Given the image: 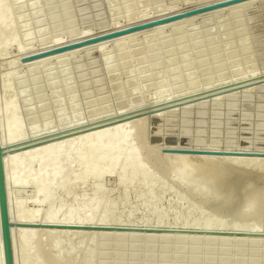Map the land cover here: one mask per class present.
<instances>
[{"label":"bare ground","instance_id":"bare-ground-1","mask_svg":"<svg viewBox=\"0 0 264 264\" xmlns=\"http://www.w3.org/2000/svg\"><path fill=\"white\" fill-rule=\"evenodd\" d=\"M107 1L110 6L109 15L112 18L132 15L130 3L127 0H124V10L121 8L120 0L116 5H113L116 3L115 0ZM202 1H198L199 5L205 3ZM254 1L263 0H249L203 13L212 15L211 19L216 24V29L204 30L202 27L205 25L194 28L191 26V28L188 25L190 23H187L191 19H186V22L181 23V28L177 29L176 26L177 30L168 32V39L164 37L166 36L165 32L163 33L166 28H158L159 26L150 28L153 29V33L150 32L145 49L142 51L136 48L132 49V45H130V36L133 37L134 33L141 32L137 31L131 33L132 35L110 40L114 44L118 43L108 51L107 41L63 54L58 53L54 54L55 56L50 55L36 59L30 63H23L20 65L21 68L18 65L15 66L14 61L0 62V144L4 152L2 161L11 221L10 232L14 264H105L107 261L109 264H116L118 258L122 264H131L134 258V246L135 244L137 246V243L138 259L134 260L133 264H148L145 256L149 249L151 264H166L167 262L168 264H264V238L256 235L262 226L260 216L264 209L262 208L264 154L241 151L227 152L230 154L225 155H209L190 152L192 150H181L189 152L162 153L163 158H159L163 164L161 167L160 162L157 160V164L154 160V157L156 159L158 157L153 156L151 159L152 155L149 157V152H145L147 154L145 156L149 157V162L143 155L144 151L142 150L145 147L141 149L143 144H141L140 132L142 131L138 125V127L132 125L136 122V119L131 120L132 116L117 117L110 122H102L69 132L78 123L80 115L86 112L83 107L84 103H86L84 105L91 103L90 105L93 104L94 107L96 105L98 111L107 107L106 105L104 107V104L107 102L108 95L111 98V93L101 94L102 90L99 88L101 84L94 85L99 82H94L98 76L94 77L100 72H105V77L111 83V85L108 84L109 87L113 85V89L123 87L126 91L130 90V93L125 94L126 98L130 95L129 102L136 98H142L143 92L149 93L150 90H154L156 85L154 86L155 83L152 82L154 81L151 79L153 76L157 79L156 83L160 89L157 87L158 92L152 95L158 96L159 99L172 89L174 92L172 94L185 90L193 92L199 88L207 87L210 85L209 83H220L221 77L224 75L230 74L231 76L232 73L237 75L238 70H242L251 61H254V58L248 54L252 51L251 41L245 30L239 32V37L243 38L238 40L242 50L240 54L235 53V55L238 54L235 56L231 45L230 48H225V43L229 40L225 36L230 29L235 31L234 33L236 30L238 32L239 28L237 29V27L244 22V19H241L242 21L238 19L239 13L236 9L239 7L246 9ZM217 2H221V0H213L210 4ZM71 5L72 0H0V61H5L6 57L9 59V56L12 57V55L19 57L37 54L41 50L47 51L64 44L91 38L87 29L86 32L84 29L82 31L80 29L81 22L86 20L85 13L82 15L84 11L78 10L82 15L79 22L80 14L76 9L72 10L73 5ZM119 5L121 9H119ZM96 7L98 8V6ZM173 9L174 5H171L167 9L169 12L161 13L153 19L166 17ZM226 11L229 15L228 19L226 18L229 24L222 22L225 20L221 16ZM240 17L242 18V16ZM150 20L152 17L141 16L137 21L135 20V24ZM32 21L38 29L35 26L32 27ZM224 24H226V28L222 26ZM64 28L66 33L58 34L62 35L61 39L55 38L59 37L55 33L60 29L63 32ZM119 29V25L113 22L107 30ZM154 31L156 32L154 33ZM194 32L201 34L205 32L204 34L207 36L202 37L205 39H203L204 41H201V38L198 42L196 41V45L200 48V52L197 54L198 60L201 59L200 63L190 61L191 57L188 52L190 49L186 45V43L188 44V35ZM162 37L163 39H161ZM247 37L250 43L247 42ZM48 40L52 42L51 46L47 42ZM212 41L214 42L210 44ZM44 42H47L49 47H39ZM83 49L88 53L92 49H96L99 52L96 55L103 58L104 72L95 67L99 71L96 74L94 67L95 70L85 65L91 69H89L90 71L94 70L96 74L94 75L92 71L94 79L89 77L92 74L87 69L78 68L88 59V55L85 56L87 57V59L84 58L85 61L83 59L84 62H77L80 72L76 71L77 68L74 67L75 53ZM91 53L97 60L95 52ZM142 53L144 55H141ZM129 54L138 56L137 60H134L136 64L129 63L133 60V57L130 60ZM64 55L66 58H63ZM76 57L78 56L76 55ZM215 58L218 59L217 62H215ZM75 60L77 61V58ZM100 65H102L101 61ZM197 66L199 69L193 70ZM146 68L151 70L152 77L148 75L150 74L149 70L148 76L146 73L141 76ZM100 69L102 70V68ZM86 70L88 79L90 78L91 81L93 79L94 86V89H90V93L86 91L87 95L83 94L84 92L79 89L81 86H78L81 85V77L84 75L82 73H85ZM243 73L241 71V74ZM76 74L82 75L79 79L80 82H76L79 81L76 80ZM1 75L3 76L1 77ZM148 77L150 80H146V78L149 79ZM148 81H151L152 85ZM106 83L108 82L105 81L104 85ZM83 86L85 87L84 82ZM95 87L97 88L95 89ZM109 87L102 88L107 90ZM86 90L89 91V89ZM118 91L115 98L120 109L124 111L125 102H122V95H119L121 91ZM82 95L85 99L82 98ZM219 97L220 95L215 98ZM89 111L90 116L93 111ZM155 114H153L154 117H157ZM82 119L84 118L82 117ZM55 127L57 129L66 127L64 131L68 128L70 130H66L69 132L68 134H64V131V133L61 131V134L58 132L56 134L54 131L45 133ZM27 135L36 138L32 137L34 140L27 141L30 138ZM208 152L219 153L215 149ZM209 165H213V167L209 168ZM108 177H113L115 180L116 185H111L116 189L110 187L111 185L108 183L111 190L112 188L113 191L116 190L113 194L108 188H104L107 183V181L105 183V179ZM102 182L105 186L102 185ZM169 182H173L174 186H170L172 183L169 184ZM90 186L92 194H90L91 190L87 191V187ZM27 187L34 192L33 197L29 198L32 199V205H34L32 210L28 206L30 203L27 204L28 200H17L18 198L14 196L16 193H24V188ZM16 189V193L12 195ZM86 191L90 193L87 194ZM166 192L171 194L168 206L162 205L163 202H161ZM13 196L17 198H14L16 201ZM131 199L134 203L131 202ZM192 200H196V202ZM132 204L133 206L130 208L129 205ZM138 211L144 218H141L140 221L133 220ZM133 224L153 225L159 228L166 227V225L169 227L183 226L197 228L198 231H193L194 235L186 232L143 233V231L123 227ZM105 235L110 237L109 243L112 241L123 244V249L119 251L115 248L112 253L109 252L108 257L105 248L108 239L104 238ZM133 236H138L139 240L133 239ZM166 248L169 249L168 261L163 257ZM182 253H185L186 258L185 255H180ZM177 256L180 260H176ZM111 260L113 261L111 262ZM0 264H3L1 237Z\"/></svg>","mask_w":264,"mask_h":264},{"label":"rangeland","instance_id":"rangeland-1","mask_svg":"<svg viewBox=\"0 0 264 264\" xmlns=\"http://www.w3.org/2000/svg\"><path fill=\"white\" fill-rule=\"evenodd\" d=\"M120 1H121L120 3L122 5V7L119 5V9L122 8L124 10V4H125L124 2L125 1L124 0H120ZM127 1H128V3H130L129 6L131 8L130 11H132L131 12L132 15H130V17L129 16H125L123 18L118 16L117 17L118 20L112 18L111 15H109L110 14V11H109V7L110 6H108V4H107L108 1L107 0H87V1L86 0H76V1L72 0V5L73 6L71 5L72 6L71 9L72 10L76 9L77 13H79V14H80L79 11H81V10L84 11L82 13V15L85 13L84 15H86V20L87 21L83 20L84 25H83V22H81L80 29H81V31L84 29V32H86L85 30L87 29V31L89 32L91 37H96V36H99V35L106 34V32L107 33L112 32V31L107 30V29L110 28V26H111V24L113 22L114 23L116 22L117 25H119L120 29H124V28L130 27V25L131 26L135 25V22L141 16L142 17L147 16L149 18L152 17V20H156L157 18L153 19V17H155V16H157V15H159L161 13H164L166 11L169 12L167 9H169V6H171V5H174V9L171 10L168 15H172V13L173 14L181 13V12H184V11H187V10L194 9L196 7H202V6L209 5L213 0H203L202 3L205 2L204 3L205 5L204 4H202V5L200 4L201 6L198 3L199 0H197V1L196 0H139V1L138 0H127ZM115 2L116 3H113V5H116L118 3V0H115ZM254 2H252L253 4L250 3V5H249L250 7H247L248 9L247 8L245 9L244 7H239L238 9H236V11L239 13L238 14L239 15L238 19L239 20L244 19V22H242V24L240 23V26L237 27V29L238 28L239 29H238V32L236 30V33H234L235 31H232L231 29H230L231 30L230 31L229 28H227L230 32L228 31L229 34L227 33V35L225 36L227 39H229L225 43L226 44L225 48H230V45H231V47H233L234 55H235V53L240 54L241 50H242V46H239V45H241V43H239V41H238L239 39H241V37H239L240 36L239 32H241V31L244 32V30H245V32L247 33L246 35H248V37L250 38L251 43L249 42V38L248 37H247L246 40H248L247 42H249L252 45V49H251L252 51H251V53H248V54H250L251 57L254 58V61H251L248 64V66L245 67L246 69L243 68L242 70H238L239 72L236 71L238 73L237 75H236V73L235 74L232 73L231 76H230V74L229 75H224V76L222 75L223 77H221V81L219 80L220 83H218V84L213 83L215 85H213L212 83H209L210 85L206 84V85H208L207 87L205 86V87L199 88L198 90H194L193 92H192V90L191 91L187 90V92L185 90V91H181V92H176V94H172V93H174V92H172V90H173L172 89L170 91H167L168 94L164 93L165 96L163 95L162 98L158 99L157 98L158 96H156V95L153 96L152 95V94H155V92L157 93L158 90L160 89L159 86H157V83H156V82H158L157 79H155V76H153V78H151V79H154V81H152V80L151 81L155 83L154 86L156 85L154 87V90L153 91L150 90L149 93L143 92L144 95H142L143 97L141 96L142 98H140V99L136 98L132 102H129L128 99H129L130 95L127 96V98H126L125 94H128V92L130 93V90L126 91V89H123V87H121V89L120 88L113 89V85L110 86V87H112L111 90H110L109 85H111V83H109L108 78L105 77L106 74H104L105 73L104 72V62L102 61L103 58L101 56H99V55H96V53H94L95 52L94 49H92L91 52L94 51L93 53L95 54V57L98 58L97 60L100 59L99 61H97L96 58H94L92 56L91 52H90L91 53L90 54V53L86 52L84 49L81 50V51H78V53H75V59L77 58V61L74 59V61H75L74 67L75 68H77L79 66V63L84 62L85 59H87V57H85V56L88 55V59H90V60H89V62H88V59L86 61L89 63V66H88V63L85 61L84 63L80 64V66L78 68L79 69L83 68L84 70L87 69L89 72H91V74L94 72L95 69H96V74H97L99 72L98 68H99L100 71L104 72V73L100 72V73H98V75H96L95 72H94V75H96L94 78H96L98 76V78H96L94 80V82L97 83L99 81L98 84L94 83V85L95 86H99L101 84L99 86V88H100V90H102V92H100V93L101 94H106V92H107V94L111 93L110 94L111 98L108 95L109 98L107 97V102H106V104H104V107L106 105L108 108L110 107V109L105 107L104 110L100 109V111L97 110L96 105L94 107L93 104L90 105L91 103H89L87 105H84V104H86V103H84L83 107H84V109L87 112V113L86 112L85 113L88 114V115H86L85 113H83V115H80V119H79L78 123L75 124L73 129L70 130V128H68L70 130L69 132H72V130L74 131V129L80 130V129H83V128H87V126L89 127L90 125H96V124H100L102 122L103 123L104 122H110V121L115 120L117 117L124 118V117L132 116L133 119H131V120H135L136 119L135 121L138 122L137 124H136V122L134 124L132 123V125H134L136 127L139 126V128H141V131H142V132H140V139H142L141 140L142 141L141 144H143V146L141 145V149L145 147L142 150V151H144V152H142L143 155L145 156V154H146L145 152H147V153L149 152L148 153L149 157L152 155L151 159H153V156L158 157V159H156L154 157V160H155V162H157V160H158V162H160L159 165L161 164L160 165L161 167H163V164L161 163V161H162L161 159L163 158L162 157L163 156L162 153H167V152L175 153L177 151L180 152L181 150H192V151H197L198 150V151L208 152L210 150H214L215 149V150H218L221 155H222V152L223 153L224 152L227 153V152H241V151L246 152V153L247 152L248 153L252 152V154H253V152L254 153H262V154H264V0L263 1H258V2L256 1L255 3ZM94 3L98 4V5L95 4L96 6H98V8L94 5ZM79 9H81V10H79ZM172 11H174V12H172ZM228 12H229V10H228ZM228 12L227 11L223 12V15H222V13H220L222 15L221 17L224 18V20H225V21H222V22H225L226 24L228 23V21L226 20V18L229 16ZM240 13H242V15H240ZM82 15L80 14L79 17L82 16ZM168 15H166V16H168ZM240 16H242V18ZM79 17H78V19H79L78 21L80 22L82 17H80V18ZM99 17H100V19H99ZM126 17H128V18H126ZM129 18H131V19L129 20ZM211 18H212V15H208V14L205 15V14L202 13V14H199V15H195V17L194 16L193 17H188V18L181 19V20L177 21V23L179 25H176L177 23H174V22H169V23H166V24L158 25L159 27L155 26V27H152V28H157V27L158 28H160V27L166 28L163 31V33L165 32L166 36H164V35L163 36L165 38L169 39V37L167 36V35H169L168 32H170L171 30L175 31V30L181 28V23H183L184 21L186 22V19H191V21L187 22V23H190V24H188V25H190V27L191 26L193 28L194 27H198V26L202 27V26L205 25L204 27H202L204 30L205 29L208 30V29H212V28L216 29V26H215L216 24L213 22V20ZM158 19H160V18H158ZM210 19H211L212 22L209 21ZM126 23H127V25H125ZM131 23H133V24H131ZM120 24L122 25V27H121ZM167 24H168V26L169 25L170 26L167 27L166 26ZM207 24H208V26H206ZM217 24H220V23H217ZM226 24H224L222 26L225 27ZM34 26H35L36 29H38L36 27V25L32 21V27H34ZM65 30L66 29L64 28V30L62 32V30L60 29L55 34L56 35L64 34V33H66ZM152 30L151 29L150 30H146L145 29V30H143V31H141L139 33L138 32L137 33L133 32L134 33L133 37L130 36V40H131L130 41L131 42L130 45L133 46V47L131 46V48L132 49L136 48L138 50L140 49L141 51L144 50L145 49L144 47H145V45L147 43V38L149 37V34H151L150 32L153 33ZM155 32L156 31H154V33ZM186 32H188V30H186ZM203 33H205V32H203ZM125 35H132V34L129 33V34H125ZM125 35H122V36H125ZM61 36L62 35H60L59 37L56 36L55 38H58V40H60ZM119 37H121V36H119ZM236 37H238V38H236ZM115 38H117V37H115ZM170 38H172V37L170 36ZM161 39H163V37ZM203 39L201 38V41ZM62 40H64V39H62ZM110 40H114V38L108 39V40H104V41H101V42H98V43L90 44V45L92 46V45H95V44H99V43L108 41V43H106L107 44L106 47H107V51H108V49H111L112 46L114 48V45L118 43L117 42V43L114 44V42L112 41L113 42L112 43ZM241 40H240V42H241ZM214 41H212L210 44H212ZM236 41H237V43H236ZM47 42L50 44V46L52 45V42H50V40H48ZM47 42L46 43L44 42V44L42 46H39V47H42V48L43 47L44 48L45 47H49ZM77 42H79V41H77ZM45 44H47V45H45ZM90 45H86V46H90ZM86 46H83V47H86ZM235 46H237L238 48L235 47ZM243 46H244V44H243ZM258 46H260V47L258 48ZM35 47H37V46L35 45ZM83 47H79V48H75V49H80V48H83ZM244 48H245V46L243 47V49ZM39 49L41 50V48H39ZM156 49H157V47H156ZM254 49H255V51H254ZM72 50H74V49H72ZM72 50H68V51H72ZM215 50H213V51H215ZM42 51L43 50H41L39 52H42ZM47 51H49V50H47ZM68 51H64V52L66 53ZM64 52L59 53V54H63ZM34 54H36V53H34ZM83 54H84V56H83ZM97 54H99V53H97ZM238 54H236V55H238ZM30 55H33V54H30ZM76 55L78 57H76ZM141 55H144V54L142 53ZM26 56H29V55H23V56H19V57H17V56L15 57V55H12V57L9 56V59H8V57H6L5 61H0V62L3 63V62H6V61H14L15 62V66L18 65V67L21 68L22 67V66H20L21 64H23V63L26 64V63H30V62L34 61V60H32V61H29V62H22L21 59L23 57H26ZM53 56H55V55H53ZM65 56L66 55H64L63 58H66ZM131 57H133V60H131L132 59ZM137 57L138 56L135 55V54L130 55V60L131 61H129V63L130 64H136V62L134 60ZM83 59H84V61H83ZM100 61H101L102 65H100ZM217 61H218V59L215 58V62H217ZM77 62H79V63H77ZM97 62H99V63L96 64ZM91 63H92V66H91ZM83 64H84V66H83ZM145 64H147V63H145ZM85 65L87 67H90L91 69H94L95 67H98V68H95L94 70H92L93 71L92 72V71H90L91 69L87 68ZM25 66H23V67H25ZM78 68L76 69V71L80 72L81 70H78ZM100 68H102V70ZM1 70L3 71L4 69H1ZM87 70L85 71V73H82V75L84 74L83 76L80 75L81 73L79 74V76H78V74H76V76L79 77V78L76 77V80L77 79L79 80L80 77L82 76L81 77V82H80V80L76 81V82H80L82 86H83V82H84L85 87L84 86L83 87H84L85 93H87V92L90 93L91 92L90 89L91 90L94 89L93 82H92L94 78L92 77L93 74L91 75L89 73V75H91L89 77L90 78L92 77L93 79H92V81H91L90 78L88 79ZM145 70H146L145 72L143 70L144 73H142L141 76H143V74L146 73V76L151 75L149 77H152L151 70H149L148 68H146ZM148 70H149L150 74L147 75V73H149ZM241 71H242V73H243V71H246V72H244L245 74L244 73L241 74ZM249 71H252V72H249ZM86 73H87V75H86ZM232 75H233V77H232ZM2 76L3 75H1V77ZM229 76L231 77V79L229 78ZM240 77H242V78H240ZM88 80L91 81V82L89 83ZM146 80H150V78L149 79L146 78ZM105 81L108 82V83H106L107 86H106V84L104 85ZM151 81H148V82L151 83ZM91 83H92V85H90ZM87 84H89V85H87ZM81 85L79 84L78 86H81ZM151 85H152V83H151ZM91 86H92V88H91ZM102 87H106V88L109 87V88L107 90L105 88V90H104V88H102ZM157 87L159 88L158 90H157ZM172 87H174V86H172ZM96 88L97 87H95V89ZM86 89H89V91L86 90ZM117 90L121 91V93L118 91L119 95L120 96L122 95L121 96V100H122V102H125L124 106H126V107H125L124 111L121 110L120 109V105L117 104V99L115 98L116 95H117ZM111 91L112 92L114 91V93L112 94ZM221 91H223V92H221ZM184 92H185V94H184ZM219 92H221V93H219ZM216 93H219V94H216ZM146 94L147 95L149 94V95L147 96ZM219 95H220L219 98H215L216 96L218 97ZM114 99L116 100V102H115ZM143 100H145V101H143ZM189 100H193V101H189ZM203 101H206V102L203 103ZM110 103H111V105H110ZM129 103H131L132 105L131 104L129 105ZM191 103H193V104H191ZM113 105H114V107H113ZM187 105H189V106L193 105V106L192 107L188 106L189 107L188 108ZM102 107H100V108H102ZM89 110H91V112L93 111V114L91 113L92 116L90 115L91 118L89 116V113H90ZM88 111H89V113H88ZM119 114H121V115H119ZM153 114L157 115V117H154ZM81 116L84 119H82ZM143 117H145V118H143ZM141 118H142V120H141ZM152 121L154 122V124H153ZM64 128H66V127H61V128L58 127V129H57V127H55L52 130H49V131H47L45 133L54 131L56 134H57V132H58V134H61V131H62V133L65 132L64 134H68L69 132L66 131L68 129H65V131H64ZM77 130H75V131H77ZM27 136L30 137V138L27 139V141L29 139L32 140L33 138L34 139L36 138V137H33V136H32L33 137L32 138L31 135L30 136L27 135ZM31 140H29V141H31ZM152 151H153V153H152ZM220 151H222V152H220ZM150 152H151V154H150ZM3 153L4 152H3V149H2V159H3ZM156 153H159V154L157 155ZM146 156H147V154H146ZM159 158H161V159H159ZM149 162H150V160H149ZM158 162H157V164H158ZM160 166H159V168H161ZM212 167H213V165H209V168H212ZM113 179H114L113 177H108L107 179H105V183L107 181L106 186L102 182V185L105 186L104 188L105 189L108 188V190L111 191V194H113V192H116V190L113 191V188L116 189V187H113L114 184H115L114 183L115 180H113ZM108 180H110V181H108ZM108 183L110 185L112 184L113 186L112 185L110 186ZM169 184H171L170 186H174L173 182H169ZM109 186L113 187L112 190H111V188ZM262 186H264V185H262ZM27 188H24L25 191H24V193L22 192V194H17L16 193L17 189L15 190V192L13 191L14 190L13 189L12 190L13 191L12 195H14L16 193V195H14V196H16L18 198L17 199L16 197L13 196V199L16 198L17 200H19V199L20 200H28L27 204L30 203L28 206L32 210V207L34 205H32V199H29V198L33 197L34 192H32L33 190L31 188H29V187H27ZM90 190H91V193L87 192V191H90ZM263 190H264V188H263ZM29 191H31V192L29 193ZM87 191H86L87 194L88 193L92 194L91 186L89 188L87 187ZM169 192H166L165 193L166 195L164 194V196H163L164 199L162 198L163 201H161V202H163L162 205L164 204V206H168V204H167L169 202L168 199L171 198V194H169ZM23 194H24V196H23ZM169 195H170V197H169ZM30 196H32V197H30ZM263 197H264V194H263ZM263 197H262V199H263ZM16 199H14V200L16 201ZM133 199H131L132 203H134L132 201ZM193 202H196V200L193 201ZM262 205H263L262 208H264V199L262 200ZM130 206H133V204L129 205V207ZM31 210L30 211L28 210V211L31 212ZM137 213L138 214H136V213L135 214L137 216L138 215L139 216L137 217L136 215H134L135 218L133 217L134 218L133 220L136 219L137 221H140L141 218H144V217H142V214L139 211ZM263 213H264V209L261 212V216H260V218H261L260 219V223H262L261 224L262 226L260 225L261 229H259V231L260 230L261 231L260 232L258 231V234H256L257 236L262 237V238H264V226H263L264 225V214ZM262 219H263V221H262ZM135 224H133L132 226H125L124 225L123 227L130 228V229H135V231H140V232L143 231V233H146V232L147 233H151V232L152 233L153 232L154 233L155 232L156 233H172V232L173 233H175V232L176 233H183V232H186V233H191L190 235L195 233L196 230H197V228H191V227L190 228H185L183 226L182 227L181 226L180 227L179 226H170L169 227L168 225H166V227L162 226V227L159 228V227H156V226H153V225L150 226V225H146V224H143V225H135ZM140 228H142V229L139 230ZM193 231H195V232H193ZM221 231L227 232L228 230H225V231L221 230ZM243 235H245V234H243ZM180 255L184 256L185 253L184 254L182 253ZM185 258H186V255H185ZM177 259L180 260L179 256H177L176 260ZM112 261L113 260H111V262ZM229 264H231V263H229Z\"/></svg>","mask_w":264,"mask_h":264},{"label":"water","instance_id":"water-1","mask_svg":"<svg viewBox=\"0 0 264 264\" xmlns=\"http://www.w3.org/2000/svg\"><path fill=\"white\" fill-rule=\"evenodd\" d=\"M245 1H249V0H225V1L217 2V3H212V4H209L206 6H202V7H196L194 9L187 10V11H184L181 13H175V14L168 15V16L160 18V19L135 24V25H132V26L124 28V29L115 30V31H112V32H109V33H106L103 35L96 36V37H91V38L85 39L83 41L71 43L68 45L61 46V47H56V48L51 49L49 51H44V52H40L37 54L29 55V56L23 57L21 59V61L22 62H29L32 60L44 58V57H47L50 55L62 53L64 51H68V50L83 47L86 45L98 43V42L108 40V39H112L115 37H119V36H122L125 34L137 32V31H142V30H145L148 28H152V27H155L158 25L165 24V23L178 21V20L185 19L188 17H193V16L199 15L201 13L213 11L216 9H220V8H223L226 6L234 5V4L245 2ZM197 34H199V35H197ZM202 37H207V36H206V34L204 35V33L201 34V33H197V32L196 33L194 32V33L188 35V41H187L188 44L186 43V45L190 49L188 52L190 53V57H191L190 61L191 62L200 63L199 61L201 59L198 60V57H197L198 56L197 54L200 52V50H199L200 48L198 47V45H196V41L198 42V40ZM179 42H180V40H179ZM178 49H179V51H181V48H179V46H178ZM94 50H95V53H99L96 49H94ZM195 61H197V62H195ZM198 67L199 66L195 67V69H193V70H197L196 68H198ZM82 87H80V90H82L84 92L83 94L87 95V93H85V91H84V87L83 88ZM82 98L85 99L84 95H82ZM180 152H189V151H180ZM190 152H194L196 154L221 155L218 152H205V151H198V150L197 151H190ZM225 154H230V153H222V155H225ZM10 225H11V221H10L9 212H8L6 187H5V179H4V167H3V161H2V146L0 144V237H1V241H2L3 264H14L13 253H12V238H11V232H10ZM104 238L108 239V242H107V244H108L110 241L109 240L110 237L108 235H105ZM133 239L139 240L138 236H133ZM165 240H166V238H165ZM107 244L105 245V248H106V255L108 254V257H109V252L112 253V251L115 248L119 251H121V249H123V244L121 245L120 243H113L111 241L108 245ZM227 244H228V242H227ZM114 245H115V247H114ZM109 247H110V249H109ZM137 247H138V243H137V246H136V244L134 246V258H133V261L131 264H133L134 260L136 261V259H138V253L136 251H138L139 249ZM149 250H148V253H149ZM168 252H169V249L166 248L165 256H163L164 260L166 259L167 261H168V256H169ZM136 253H137V256H136ZM148 253L145 256V259L147 260L148 264H151L149 262L151 253H149V254ZM165 263H166V261H165ZM105 264H109V261H107ZM116 264H122L121 261L119 260V258L116 261ZM166 264H168V262Z\"/></svg>","mask_w":264,"mask_h":264}]
</instances>
